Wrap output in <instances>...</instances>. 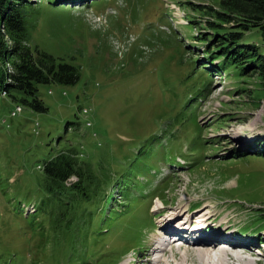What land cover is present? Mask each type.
<instances>
[{
    "label": "rangeland",
    "instance_id": "374dc122",
    "mask_svg": "<svg viewBox=\"0 0 264 264\" xmlns=\"http://www.w3.org/2000/svg\"><path fill=\"white\" fill-rule=\"evenodd\" d=\"M189 2L217 6L212 0L22 6L27 43L80 66L81 77L75 85H39L47 112L0 91V264H160L155 237L180 212L173 222L192 218L188 231L208 214L205 230L194 235L200 241L247 247L235 250L240 259L236 253L214 259L264 264L263 79L257 71L207 72L215 68L203 67L209 58L197 35L209 17ZM254 40L264 51L259 33ZM18 105L23 112L12 116ZM69 147L83 152L95 181L94 200L67 226L57 225L61 206L46 190L43 166ZM171 242L166 264H201L196 247L184 251ZM173 254H187L190 263Z\"/></svg>",
    "mask_w": 264,
    "mask_h": 264
},
{
    "label": "trees",
    "instance_id": "16d2710c",
    "mask_svg": "<svg viewBox=\"0 0 264 264\" xmlns=\"http://www.w3.org/2000/svg\"><path fill=\"white\" fill-rule=\"evenodd\" d=\"M36 1L0 0V91L35 111L47 112L49 108L40 97L39 85H75L80 80L81 71L80 66L58 59L38 47L32 48L27 43L22 6ZM212 1H216L217 6L188 3L192 9L209 17L205 20L208 29L197 35L205 47V58H209L203 67L207 64L213 66L215 69L207 70L210 74L233 70L248 75L257 71L264 84V51L253 42L257 33L264 40V0ZM15 92L20 96L14 95ZM88 112L83 109V113ZM83 155L80 149L69 147L46 160L43 166L46 190L59 199L61 206L57 225L66 223L68 226L80 209L87 211L85 201L92 203L94 200V196H90L94 175ZM74 177L78 181L69 184Z\"/></svg>",
    "mask_w": 264,
    "mask_h": 264
},
{
    "label": "bare ground",
    "instance_id": "6f19581e",
    "mask_svg": "<svg viewBox=\"0 0 264 264\" xmlns=\"http://www.w3.org/2000/svg\"><path fill=\"white\" fill-rule=\"evenodd\" d=\"M16 111L21 113L23 111V108L18 106L16 108ZM182 214L183 213L180 212V213H177L176 215H174L173 217H171L173 219L164 220V223L169 221V222H167V225H166L168 227L167 231H165L164 226L162 227V225H161L159 227V232L157 233V235L155 237V240H154L155 245H154V248H152L153 250L156 249L155 251H153L156 255L162 254V255H160L159 257L156 258L158 263L166 264V260H165L166 252H168L170 250L169 248H171V249L174 248V246H172V244H173L172 242H170V241L165 242L166 240H161L160 239L162 235H166V234H169V233L173 234V235H180L181 237L185 238L184 241H181V240L174 241V243L175 242L178 243V247H177L178 249H180V248H182L184 246L185 247L184 251H187V250H189L192 247H196L195 250L198 251L197 256H198L201 264H226L225 263L226 258H222L223 256L222 257H217V258L214 259V256L218 255V253L221 254V255L235 254L236 253L235 255H236V257L238 259L243 257L241 255V253L238 252V251H240V250H238V248H244L245 246L244 247H242L241 245L233 246V245H231V243H229L228 246L223 245L222 247H219L220 244H222V242H224V241H220V240H223V239H218V242L214 241L215 243H213L212 241L207 243L208 242L207 239L206 240L201 239V241H200L199 240L200 238L198 239V238H196L194 236V235H199V234L203 233V231L205 230L206 223H207L206 221H208L207 219L205 220V218H207L208 214L201 215L200 218H202V219L199 220L197 225L194 226L189 231L187 229V226L190 225V223H192L194 221L192 218H187L186 221L179 222V223H176V224L173 222V221H175V219L177 220V216H178V220L181 219L182 217H180V216H182ZM182 226H184V227H182ZM188 232H189V234H187ZM194 238L199 240V241H197V242L194 241ZM223 244H225V243H223ZM245 248H247V247H245ZM235 250H238V251H235ZM246 250H248V249H246ZM221 255H218V256H221ZM172 256L177 262L184 261V263H190L189 259L187 257V254L184 255L185 257L184 258L182 257L181 259L177 258V256L175 254H173ZM181 264H182V262H181Z\"/></svg>",
    "mask_w": 264,
    "mask_h": 264
},
{
    "label": "built area",
    "instance_id": "2783aa9c",
    "mask_svg": "<svg viewBox=\"0 0 264 264\" xmlns=\"http://www.w3.org/2000/svg\"><path fill=\"white\" fill-rule=\"evenodd\" d=\"M4 95V94H3ZM87 111V109H85V112ZM17 114H19V112H17L16 110H14L13 112H12V116H16ZM88 124H90V123H88Z\"/></svg>",
    "mask_w": 264,
    "mask_h": 264
},
{
    "label": "water",
    "instance_id": "95a60500",
    "mask_svg": "<svg viewBox=\"0 0 264 264\" xmlns=\"http://www.w3.org/2000/svg\"><path fill=\"white\" fill-rule=\"evenodd\" d=\"M70 181H71V180H69V182H70ZM69 182H68V183H69Z\"/></svg>",
    "mask_w": 264,
    "mask_h": 264
}]
</instances>
